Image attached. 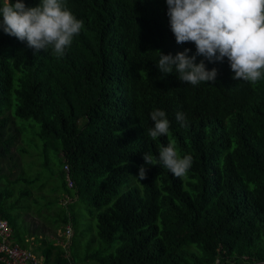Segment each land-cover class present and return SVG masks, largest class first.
<instances>
[{
	"label": "trees",
	"instance_id": "16d2710c",
	"mask_svg": "<svg viewBox=\"0 0 264 264\" xmlns=\"http://www.w3.org/2000/svg\"><path fill=\"white\" fill-rule=\"evenodd\" d=\"M23 2L34 7L39 0ZM66 3L84 25L62 56L34 53L0 30V220L12 242L47 263L75 264L67 241L74 206L83 204L104 245L84 262L264 261V73L254 84L235 81L225 58L205 61L218 70L215 84H186L155 64L156 50L196 53L191 42L176 43L165 0ZM157 108L171 122L170 135L152 140L150 112ZM178 111L186 114L184 127ZM34 124L42 163L26 156L22 141ZM169 142L181 157H193L187 175L158 164L146 165V179L134 178L143 154L158 156ZM49 153L57 170L47 174ZM22 214L43 222L60 242H46L37 234L41 227L30 224L36 232L19 235L14 219ZM33 234L40 242L31 251Z\"/></svg>",
	"mask_w": 264,
	"mask_h": 264
},
{
	"label": "clouds",
	"instance_id": "9594fccd",
	"mask_svg": "<svg viewBox=\"0 0 264 264\" xmlns=\"http://www.w3.org/2000/svg\"><path fill=\"white\" fill-rule=\"evenodd\" d=\"M169 28L178 45L191 42L196 53L185 48L175 55L159 50L156 67L165 76L175 73L177 79L192 86L215 84L218 70H208V63L228 61L232 79L256 83L264 73V0H165ZM0 30L15 37L35 52L51 51L62 56L74 36L83 28L66 0H39L34 7L23 0H0ZM197 56L203 57L198 63ZM163 79V76L160 77ZM181 127L187 125L183 112L176 113ZM152 140L170 135L171 122L159 108L150 112ZM123 131V130H122ZM121 131V132H122ZM121 135V133H120ZM145 164L139 168V181L147 178L146 165L163 164L176 177H185L193 165V157H181L174 142L162 146L158 156L145 152Z\"/></svg>",
	"mask_w": 264,
	"mask_h": 264
},
{
	"label": "rangeland",
	"instance_id": "374dc122",
	"mask_svg": "<svg viewBox=\"0 0 264 264\" xmlns=\"http://www.w3.org/2000/svg\"><path fill=\"white\" fill-rule=\"evenodd\" d=\"M20 125L21 123L18 122ZM39 127L38 125L34 124V127L27 128V130L23 133V144L26 147V149L29 150L28 154L26 156L33 158L34 160H39L40 163H42L44 160V157L40 155L41 153V142L35 137V134L38 132ZM48 160L50 163L49 168L45 169V172L48 174L50 170L56 171L57 170V158L55 154L49 153ZM31 163H34V161H30ZM9 164V163H8ZM34 172V171H32ZM31 172V173H32ZM29 202L27 200H22L23 207L27 205ZM31 207H33L32 203H29ZM74 219H75V227H74V235L72 236L70 241H67V244H69V253L71 254L72 261L75 264H94L92 261L84 262V257L88 253H92L98 250H102L104 248V245L100 243L96 236V222L95 220L91 219L90 216L87 213L86 207L83 204H76L73 209ZM22 218L17 217L14 219L15 224V232H17L22 237H29L27 235H30V229L34 232V227L40 226L41 229L37 234H39L40 238H43L46 240V242L51 243L52 240H55V242H60L59 239L51 237L52 233L50 230L45 228V225H43V222L40 220H34L31 218L30 215L22 214ZM32 217H35L34 215ZM50 220H53L52 218H46L45 222L54 230L58 226H52ZM34 225V227H30V225ZM49 227V228H50ZM61 229L60 227H58ZM32 231V232H33ZM37 234H33L35 236V240H32L28 242L27 248L31 251H33L37 244L40 242L38 241V238L36 237ZM50 235V236H49ZM58 235V234H57ZM62 236V235H58ZM64 239V237L62 238ZM65 240V239H64ZM33 253V252H32Z\"/></svg>",
	"mask_w": 264,
	"mask_h": 264
},
{
	"label": "built area",
	"instance_id": "2783aa9c",
	"mask_svg": "<svg viewBox=\"0 0 264 264\" xmlns=\"http://www.w3.org/2000/svg\"><path fill=\"white\" fill-rule=\"evenodd\" d=\"M63 169L68 171L67 166ZM68 187H72V182L68 180ZM65 236H71L69 229L65 230ZM219 259H216L217 263ZM0 264H51L45 262L41 257L29 252L12 242V231L6 221L0 220ZM64 264H73L67 262Z\"/></svg>",
	"mask_w": 264,
	"mask_h": 264
},
{
	"label": "water",
	"instance_id": "95a60500",
	"mask_svg": "<svg viewBox=\"0 0 264 264\" xmlns=\"http://www.w3.org/2000/svg\"><path fill=\"white\" fill-rule=\"evenodd\" d=\"M242 264H264V261L248 262V263H242Z\"/></svg>",
	"mask_w": 264,
	"mask_h": 264
},
{
	"label": "crops",
	"instance_id": "0c3cea01",
	"mask_svg": "<svg viewBox=\"0 0 264 264\" xmlns=\"http://www.w3.org/2000/svg\"><path fill=\"white\" fill-rule=\"evenodd\" d=\"M32 240H33V238H29V242L32 241ZM26 241H27V240H26Z\"/></svg>",
	"mask_w": 264,
	"mask_h": 264
}]
</instances>
